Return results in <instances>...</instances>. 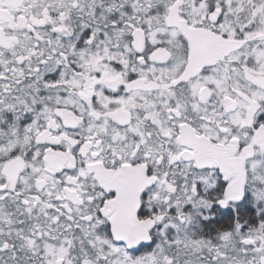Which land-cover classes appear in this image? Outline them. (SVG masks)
Here are the masks:
<instances>
[{"label":"snow or ice","instance_id":"6c2138e0","mask_svg":"<svg viewBox=\"0 0 264 264\" xmlns=\"http://www.w3.org/2000/svg\"><path fill=\"white\" fill-rule=\"evenodd\" d=\"M0 264H264V0H0Z\"/></svg>","mask_w":264,"mask_h":264}]
</instances>
